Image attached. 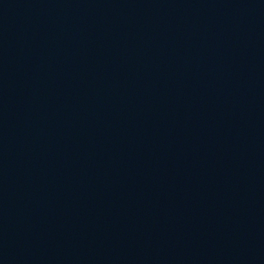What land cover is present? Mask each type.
I'll return each instance as SVG.
<instances>
[{
    "label": "water",
    "instance_id": "1",
    "mask_svg": "<svg viewBox=\"0 0 264 264\" xmlns=\"http://www.w3.org/2000/svg\"><path fill=\"white\" fill-rule=\"evenodd\" d=\"M0 264H264V0H0Z\"/></svg>",
    "mask_w": 264,
    "mask_h": 264
}]
</instances>
